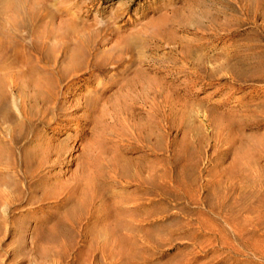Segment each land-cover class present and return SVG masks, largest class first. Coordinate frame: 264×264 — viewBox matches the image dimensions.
<instances>
[{"label": "rangeland", "instance_id": "374dc122", "mask_svg": "<svg viewBox=\"0 0 264 264\" xmlns=\"http://www.w3.org/2000/svg\"><path fill=\"white\" fill-rule=\"evenodd\" d=\"M23 2L0 264H264V0Z\"/></svg>", "mask_w": 264, "mask_h": 264}, {"label": "bare ground", "instance_id": "6f19581e", "mask_svg": "<svg viewBox=\"0 0 264 264\" xmlns=\"http://www.w3.org/2000/svg\"><path fill=\"white\" fill-rule=\"evenodd\" d=\"M24 2L23 0H7V7L9 8L10 11H20L24 7ZM31 17V16H30ZM33 18V16H32ZM5 108V107H4ZM7 109V108H6Z\"/></svg>", "mask_w": 264, "mask_h": 264}]
</instances>
